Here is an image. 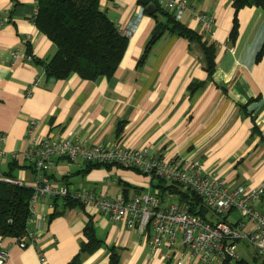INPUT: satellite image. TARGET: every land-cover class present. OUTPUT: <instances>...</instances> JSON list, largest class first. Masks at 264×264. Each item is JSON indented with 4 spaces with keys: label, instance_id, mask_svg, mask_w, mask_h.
Segmentation results:
<instances>
[{
    "label": "crops",
    "instance_id": "1",
    "mask_svg": "<svg viewBox=\"0 0 264 264\" xmlns=\"http://www.w3.org/2000/svg\"><path fill=\"white\" fill-rule=\"evenodd\" d=\"M188 1L179 19L214 43L216 66L211 78L199 44L169 31L139 64L153 17L140 13L136 0H100V8L121 30L135 24L118 66L108 77L84 79L73 73L52 80L39 61L48 60L56 47L34 22L36 0H0L6 18L0 27V148L4 151L0 173L16 161L12 176L32 181L33 169L20 153L28 145V120L36 119L37 134L74 135L86 143L147 146L164 155H193L229 185L260 184L264 179V53H257L264 42V11L257 5L241 6L236 12L237 32L231 37L233 0ZM198 11L212 15L211 34L203 32ZM26 52L33 58H26ZM85 165L57 157L48 175L59 184L109 196L122 188L131 192L150 185L147 175L131 168L111 165L83 172ZM48 202L39 200L36 205L44 218L34 216L30 223L37 232L34 244L20 247L15 237L0 235V247L9 250L4 264H40L39 251L48 264H67L79 250L89 218L102 243L78 264H109L110 246L117 248L121 264H177L153 253L145 237L122 219H110L81 203L59 207L50 217L55 205ZM255 205L264 211V194ZM242 249L247 250L245 244ZM181 264L198 261L185 257Z\"/></svg>",
    "mask_w": 264,
    "mask_h": 264
},
{
    "label": "built area",
    "instance_id": "2",
    "mask_svg": "<svg viewBox=\"0 0 264 264\" xmlns=\"http://www.w3.org/2000/svg\"><path fill=\"white\" fill-rule=\"evenodd\" d=\"M165 8L180 18L188 6V0H159ZM144 12L143 7L139 8ZM205 34L212 33L213 18L210 13L198 11L196 14ZM6 18L0 12V27ZM135 29L132 22L126 25L124 34L130 35ZM17 56V52H13ZM25 57L33 58L30 52ZM38 121L29 119L26 128L28 145L20 153L33 169L31 182L0 173V180L32 187L28 207L26 231L16 237L20 247L34 244L37 232L30 228L33 217L44 218L36 212L39 200L49 199L53 206L54 197H72L81 204L92 206L110 219H122L147 240L153 253L163 260H174L181 264L185 257L198 261V264H235L239 261L237 243L251 244L256 254L264 261V211L255 205L264 194V179L256 185H229L219 175L208 171L201 159L193 155L159 154L147 146L129 147L120 143L108 145L102 142L86 143L74 135L54 137L37 134ZM0 139L3 135L0 133ZM4 153L0 148V156ZM18 153H12L17 157ZM64 157L70 161L83 163H106L131 168L150 179L159 177L167 182L180 184L198 194L203 204L211 211L208 219L194 214L186 205L179 204L174 194L164 193L151 184L142 189L125 192L120 189L109 196L103 191L74 188L59 184L48 175L54 159ZM236 210L240 216L233 220L228 214ZM9 250L0 247V264L8 258ZM40 264H48L43 252H38Z\"/></svg>",
    "mask_w": 264,
    "mask_h": 264
},
{
    "label": "trees",
    "instance_id": "3",
    "mask_svg": "<svg viewBox=\"0 0 264 264\" xmlns=\"http://www.w3.org/2000/svg\"><path fill=\"white\" fill-rule=\"evenodd\" d=\"M100 0H36L37 11L34 16L36 26L54 44L55 52L48 60L40 59L48 77L55 79L67 78L75 73L84 79H96L99 76H110L118 66L125 51L128 35L124 34L115 22L100 8ZM154 19L150 38L138 63H142L148 50L165 32H174L196 41L202 52V59L208 77L211 78L216 66L215 46L212 41L204 39L202 33L189 27L173 12L159 3V0H136ZM244 5H257L264 11V0H233L234 17L230 33L235 37L237 32V10ZM154 7L150 10L148 7ZM264 53V42L257 53ZM243 108L245 105H241ZM122 121H118L117 131L121 129ZM256 130L255 123L253 131ZM17 166L16 161L9 163L6 175H13L12 170ZM111 164L86 163L83 172L92 167ZM126 183V182H125ZM151 186L159 188L164 193L174 194L179 204L202 218L208 219L211 211L203 204L201 197L194 191L183 188L180 184L167 182L159 177L150 179ZM127 186V185H124ZM32 187L24 184L9 183L0 180V235L19 237L27 229V219L30 216L28 207ZM55 205L52 217L59 207L76 206L80 204L72 197H54ZM84 239L80 241L78 252L70 258L67 264H78L83 255L93 252L100 246L102 240L96 235L92 219L89 218L83 228ZM109 264H121L119 253L115 246H110ZM242 259H239L241 261ZM238 261V262H239ZM259 264H264V261Z\"/></svg>",
    "mask_w": 264,
    "mask_h": 264
},
{
    "label": "rangeland",
    "instance_id": "4",
    "mask_svg": "<svg viewBox=\"0 0 264 264\" xmlns=\"http://www.w3.org/2000/svg\"><path fill=\"white\" fill-rule=\"evenodd\" d=\"M70 163H73V162H70ZM151 189L153 191H155V190H157V187L151 186ZM239 216H240L239 212L236 211V210H233V211H231L228 214V219L234 221ZM245 243L246 242H244V241L243 242L241 241V242L237 243L236 252L238 253L239 258H243V260H241V261H239V262H237L235 264H259L260 261H261V258H259L257 256L255 249L253 248V246L251 244H245ZM244 244L247 247L246 251H244L242 249Z\"/></svg>",
    "mask_w": 264,
    "mask_h": 264
},
{
    "label": "water",
    "instance_id": "5",
    "mask_svg": "<svg viewBox=\"0 0 264 264\" xmlns=\"http://www.w3.org/2000/svg\"><path fill=\"white\" fill-rule=\"evenodd\" d=\"M151 8H154V7H150V6L148 7V9H149V10H150ZM51 79L53 80L54 78H53V77H51Z\"/></svg>",
    "mask_w": 264,
    "mask_h": 264
}]
</instances>
